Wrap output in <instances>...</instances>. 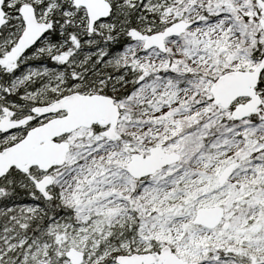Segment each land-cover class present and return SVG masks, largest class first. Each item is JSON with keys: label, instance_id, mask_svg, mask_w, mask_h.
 Instances as JSON below:
<instances>
[{"label": "snow or ice", "instance_id": "1", "mask_svg": "<svg viewBox=\"0 0 264 264\" xmlns=\"http://www.w3.org/2000/svg\"><path fill=\"white\" fill-rule=\"evenodd\" d=\"M0 264H264V0H0Z\"/></svg>", "mask_w": 264, "mask_h": 264}]
</instances>
